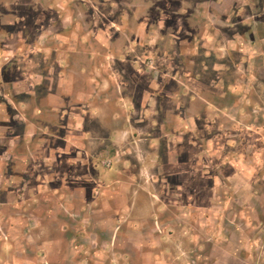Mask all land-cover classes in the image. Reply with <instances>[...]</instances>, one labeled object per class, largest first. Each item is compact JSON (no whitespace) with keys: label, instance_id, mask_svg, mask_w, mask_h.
Masks as SVG:
<instances>
[{"label":"rangeland","instance_id":"rangeland-1","mask_svg":"<svg viewBox=\"0 0 264 264\" xmlns=\"http://www.w3.org/2000/svg\"><path fill=\"white\" fill-rule=\"evenodd\" d=\"M0 264H264V0H0Z\"/></svg>","mask_w":264,"mask_h":264},{"label":"built area","instance_id":"built-area-1","mask_svg":"<svg viewBox=\"0 0 264 264\" xmlns=\"http://www.w3.org/2000/svg\"><path fill=\"white\" fill-rule=\"evenodd\" d=\"M103 166H104L105 168H109V167L111 166V160L106 158V159L103 161Z\"/></svg>","mask_w":264,"mask_h":264},{"label":"crops","instance_id":"crops-1","mask_svg":"<svg viewBox=\"0 0 264 264\" xmlns=\"http://www.w3.org/2000/svg\"><path fill=\"white\" fill-rule=\"evenodd\" d=\"M219 1H220V0H219ZM210 2H211V4H215L214 1H210ZM215 5H217V4H215Z\"/></svg>","mask_w":264,"mask_h":264}]
</instances>
